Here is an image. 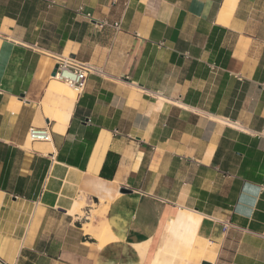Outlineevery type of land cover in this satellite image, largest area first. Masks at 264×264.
<instances>
[{
  "label": "crops",
  "instance_id": "0c3cea01",
  "mask_svg": "<svg viewBox=\"0 0 264 264\" xmlns=\"http://www.w3.org/2000/svg\"><path fill=\"white\" fill-rule=\"evenodd\" d=\"M63 57L93 68L78 94ZM83 197L109 204L59 209ZM207 242L184 264H264V0H0V263Z\"/></svg>",
  "mask_w": 264,
  "mask_h": 264
},
{
  "label": "bare ground",
  "instance_id": "6f19581e",
  "mask_svg": "<svg viewBox=\"0 0 264 264\" xmlns=\"http://www.w3.org/2000/svg\"><path fill=\"white\" fill-rule=\"evenodd\" d=\"M53 79H56V80H59L61 81L65 87L67 88H70L68 87V84L64 81H62L59 77H53ZM71 89H74L71 87ZM76 90V89H74ZM78 91V90H77ZM78 94V93H77ZM35 127H39V128H43V127H46V126H49L48 124L45 123V121L41 118L39 121H37L34 125ZM50 141H46V142H51L50 145H52V137H50L49 139ZM31 142H36V141H33L32 139V136H29L28 137V141L27 143L24 145V148H30L31 147ZM20 146H16V148H19ZM99 181V180H98ZM105 182V181H104ZM89 183V182H88ZM87 184V183H86ZM112 184V183H111ZM107 186V185H106ZM101 187V186H100ZM114 187V186H113ZM109 188V187H108ZM100 192V190H99ZM97 194V193H95ZM108 195V194H107ZM100 200V199H99ZM57 204V203H56ZM109 203H106L105 200H100V205L98 204V208H101V207H105L107 206ZM87 206V201L85 200V198H80V199H76L74 201V203L69 207V208H63V207H59L60 210H62L63 212L67 213V214H70V215H78L79 217H82L84 216V213L85 212L83 209ZM97 209H91V212L92 214H94V212L96 211ZM88 233H91L89 231V229L86 230ZM93 234V233H92ZM94 235V234H93ZM110 235H112V231H111V228L108 229V233L105 234L106 237H109ZM213 245V244H212ZM211 247V244L210 243H205L204 245H200V252H202L201 254H197V251L196 249H193L191 247H187L183 250V253H182V256L180 257L177 253L173 252L172 250H167L162 256L160 257H156L154 259V263L153 264H173L175 263V261L177 259L180 260V263L181 264H184L186 261L188 262L189 260H192L194 259L196 256L198 255H202L203 253L207 252ZM199 251V250H198ZM179 252H182V248L179 249ZM212 252V251H211ZM210 253V252H209ZM186 262V263H187ZM189 263V262H188ZM1 264V263H0Z\"/></svg>",
  "mask_w": 264,
  "mask_h": 264
},
{
  "label": "built area",
  "instance_id": "2783aa9c",
  "mask_svg": "<svg viewBox=\"0 0 264 264\" xmlns=\"http://www.w3.org/2000/svg\"><path fill=\"white\" fill-rule=\"evenodd\" d=\"M58 63L59 69L56 77L79 92L83 91L88 76L93 70L92 66L88 63L77 62L69 57L60 58ZM29 136H32L33 141H50L49 139L52 137L50 125L43 128L32 126Z\"/></svg>",
  "mask_w": 264,
  "mask_h": 264
},
{
  "label": "rangeland",
  "instance_id": "374dc122",
  "mask_svg": "<svg viewBox=\"0 0 264 264\" xmlns=\"http://www.w3.org/2000/svg\"><path fill=\"white\" fill-rule=\"evenodd\" d=\"M58 81V83H57V85H58V88H60L62 85H64L61 81H59V80H57ZM68 87H70L69 85H68ZM71 88V87H70ZM77 93H79V91H77V90H75ZM50 128H51V126H50ZM52 131V130H51ZM31 144H32V142H31ZM91 204L93 205V209H99L98 207H97V204H95V202L94 201H92L91 202ZM90 209V206L89 205H87L83 210L85 211V212H83L84 213V218H83V221L85 222L86 221V218L88 217V216H91L92 215V212H91V210H89ZM87 211H90L89 213H87ZM96 212V211H95ZM94 212V213H95ZM96 219H97V216L95 217V219L93 220V222H94V224H96L97 225V222H96ZM177 254L179 255V251H177ZM180 256V255H179ZM202 256H204V255H202ZM197 258H199L200 257V255H198V256H196Z\"/></svg>",
  "mask_w": 264,
  "mask_h": 264
},
{
  "label": "water",
  "instance_id": "95a60500",
  "mask_svg": "<svg viewBox=\"0 0 264 264\" xmlns=\"http://www.w3.org/2000/svg\"><path fill=\"white\" fill-rule=\"evenodd\" d=\"M58 69H59V63L56 64V66H55V68H54V70H53V72H52V76H53V77H56V76H57ZM49 123H50V122H49ZM122 192L129 193V192H131V190L128 189V188H123V189H122ZM203 264H211V263H210V262H203Z\"/></svg>",
  "mask_w": 264,
  "mask_h": 264
}]
</instances>
